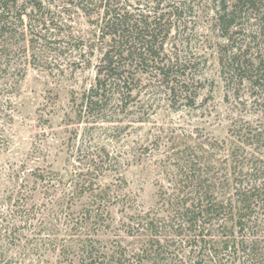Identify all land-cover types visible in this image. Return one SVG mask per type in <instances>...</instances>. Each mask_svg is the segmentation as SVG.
Wrapping results in <instances>:
<instances>
[{"label": "rangeland", "instance_id": "1", "mask_svg": "<svg viewBox=\"0 0 264 264\" xmlns=\"http://www.w3.org/2000/svg\"><path fill=\"white\" fill-rule=\"evenodd\" d=\"M67 1L43 0L45 16L53 22L51 31L40 32L42 26L32 21L27 29L17 28V34L0 39L4 42L0 47V226H11L12 211L18 204L29 216L21 230L23 241L6 249L0 246L2 264L10 259L16 264L22 246L31 256L21 264L32 260L35 264H56L52 246L57 240L74 239L73 234L85 231L95 233L93 225L83 229L76 221L86 210L94 209L91 198L69 191L72 178L86 173L90 156L98 152L102 163L95 159L89 170L98 167L90 180L100 187H111L106 192L111 204L105 223L111 222L113 228L111 233H101L102 246L114 249L120 244L128 252L140 248L152 233L132 229L131 215L123 211L118 198L126 195L134 214L141 212L158 224H166L172 213L158 202L157 191L178 182L180 168L188 169L189 164L211 168L212 173L228 174L232 179L230 151L237 152L241 160H249V164L244 162L247 167L264 168V136L249 146L243 139L264 129V117L249 106L246 89L238 100L226 92L227 86L247 85L231 81L220 67L217 52L225 41L215 21L216 3L157 0L159 12L165 16L163 22L170 25V31L162 32L159 40L164 43L160 60L172 68L169 86L192 90L195 108L186 106L183 93L169 97L164 87L167 81L157 77L152 66H138L129 71L126 85L111 86L108 95L111 100L124 97L125 107L108 108V114L95 121L78 119L77 114L94 87L98 50L103 46L96 37L97 16L88 10L80 12L78 1ZM129 3L135 13L150 16V8L156 5L154 0ZM18 5L26 9L31 20H37L28 0ZM84 13L94 17L88 19ZM15 41L22 45V52L19 46H11ZM93 42L96 47L91 51ZM11 193L17 199L15 205L7 200ZM54 202L63 205L53 207ZM56 216L61 219H54ZM7 236L8 232L0 231L1 241L9 243ZM166 236L164 233L159 238L160 244ZM166 246L174 252L173 258H194L185 245L177 246L179 252L170 243ZM161 258L162 252L156 259Z\"/></svg>", "mask_w": 264, "mask_h": 264}, {"label": "trees", "instance_id": "2", "mask_svg": "<svg viewBox=\"0 0 264 264\" xmlns=\"http://www.w3.org/2000/svg\"><path fill=\"white\" fill-rule=\"evenodd\" d=\"M19 1L25 0H0V39L3 40L6 34H17V28L27 29L32 21L42 26L40 32L43 29L52 30L53 22L45 16L44 11L47 9L43 0H28L31 13L37 20L30 19L26 9H21L18 5ZM73 1L68 0L67 3L71 4ZM76 1L79 3L80 12L88 10L96 13V37L103 43L102 48L98 50L100 60L96 66L94 87L82 100L78 119L96 118L95 121H99L108 114V108L111 110L114 107L121 109L123 105L125 107L124 97L111 100L108 95L111 86H117L121 82L126 85L129 81V71H136L138 66L139 69L152 66L156 76L167 81V86L164 87L169 97L174 99L183 93L187 101L186 106L195 108L192 90L189 92L185 86H169L171 64L160 60V54L164 52V43L159 41L160 35L170 31L168 21L163 22L164 14L159 12L160 2L154 0L156 5L150 8L153 14L150 16L135 13L129 0ZM212 2L217 5L215 21L225 41L217 52L220 67L226 71L231 81L247 85L227 86L226 92L238 100L241 91L245 92L246 89V93H249L247 99H251L249 106L255 113L264 117V0ZM12 8L15 12L10 11ZM85 15L88 19L94 17ZM33 36L36 37V33H33ZM3 44L4 42H1L0 47ZM11 46H19V51L22 52L19 41H15ZM95 47L93 42L91 51ZM263 136L264 129L259 133L250 132L243 139L249 146L251 143H259ZM1 143L0 138V146ZM98 154L101 155L99 152ZM229 154L233 168L232 179L228 174L212 173L211 168L202 169L189 164L188 169L180 168L178 182L172 183L169 188L160 186L157 191L158 202L167 213H172V217L166 221L167 225L158 224L148 218L147 214H134L126 195L118 198L116 201L122 205L123 211L131 215L130 221L134 226L132 229L136 228L137 232L139 228L144 233H152L140 248L129 252L120 244H116L114 249L102 246L101 233L105 230L110 233L113 231L111 220L109 225L105 223L109 218L108 206L111 204L106 192H110L111 187H100L90 180L98 165L95 169L89 168L95 165V159L100 160L99 155H91L87 172L76 174V178H72L74 182L71 183L69 192L78 191L80 195L88 194L91 198L94 209L86 210L76 221L83 229L87 225H93L95 233L90 235L85 231L76 236L73 234L74 239L57 240L52 246L56 264H141L148 260H152V264H264V168L247 167L244 162L249 164V160L242 156L241 160L235 151H230ZM48 174L55 177L52 172ZM35 177L40 181L45 180L42 175ZM13 196L11 193L7 200L15 205L17 199L14 200ZM11 203L10 208L13 207ZM58 205L63 203H53V207H59ZM2 217L3 214L0 213V219ZM11 218L10 227L0 226V231L8 232L9 243L0 239V246L5 249L15 247L23 241L21 230L26 228L29 220V216L19 204L12 211ZM54 219L60 220L61 217L56 216ZM128 229L131 230L130 226ZM164 233L167 236L164 237V243L160 244L159 238L163 237ZM168 243L176 249L178 245L189 247L194 258H173L175 254L166 246ZM177 251L179 252L178 249ZM161 252L163 258L156 259ZM28 256H31L28 249L22 246L15 263H24ZM2 263L0 259V264ZM7 263L13 264V259ZM28 264L35 263L32 260Z\"/></svg>", "mask_w": 264, "mask_h": 264}]
</instances>
